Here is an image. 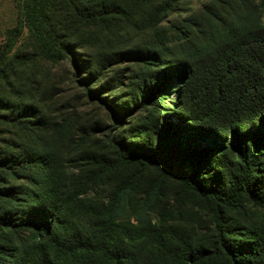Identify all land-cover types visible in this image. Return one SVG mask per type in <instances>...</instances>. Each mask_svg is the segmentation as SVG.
<instances>
[{
	"label": "trees",
	"instance_id": "1",
	"mask_svg": "<svg viewBox=\"0 0 264 264\" xmlns=\"http://www.w3.org/2000/svg\"><path fill=\"white\" fill-rule=\"evenodd\" d=\"M185 2L19 0L0 47V264H264V218L241 219L248 205L264 210V0H211L184 17ZM25 33L34 55L16 50ZM125 36L141 39L136 50L125 51ZM95 47L107 53L92 59L84 50ZM66 57L77 74L88 62L84 89L115 110L111 151L90 148L100 127L80 130L74 111L57 134L79 130L81 155L65 157L37 104L49 93L37 58ZM129 61L141 68L127 102L106 97L118 76L92 89ZM175 83V111L163 115ZM151 169L210 209L205 233L168 218L118 222L117 198ZM109 183L119 184L110 205L87 198Z\"/></svg>",
	"mask_w": 264,
	"mask_h": 264
},
{
	"label": "rangeland",
	"instance_id": "2",
	"mask_svg": "<svg viewBox=\"0 0 264 264\" xmlns=\"http://www.w3.org/2000/svg\"><path fill=\"white\" fill-rule=\"evenodd\" d=\"M209 1L211 0H186L183 6L185 10L183 16L198 13L201 10L200 5ZM19 7V0H0V47L6 45L9 33L18 23ZM174 18L175 16L172 17V19ZM113 40H116V38ZM124 40L121 45L123 47L124 45L127 46L126 52L136 50L141 41V39L136 38L133 42L128 36H125ZM170 47L176 49L177 44H172ZM18 49L29 54L34 53V49L29 45V38L26 33L19 39L16 50ZM84 51L92 59L97 58L98 53H107L100 47ZM37 60L38 72L45 77L44 84L49 90L47 98H38L37 104L41 108L43 116L52 123L54 133L60 139L57 143L60 152L68 158H77L81 155V149H78L81 148L82 133L79 130L74 129L69 133H65L64 136L57 134L58 130L62 131V126L74 111H76L74 121L80 130L81 127L89 126L92 123L100 127L101 132L93 137L90 148L93 151H111L108 140L115 133L113 118L115 110L107 106L108 102L101 100L102 103L100 104L99 101L93 100L88 91L84 89L81 81L82 77H86L84 73L90 71L88 70V62L86 64L80 63L84 65L83 70L77 74L71 57H66L58 64L47 63L41 58H37ZM140 68L137 63L132 61L114 66L97 77L96 84L91 87L94 90H99L112 77L118 76L122 81V87L116 93H113L111 87L106 86L109 89L108 91L112 92L110 96L106 97L122 99L121 103L127 102L128 98L124 97L132 91V87L129 85H131L133 77L139 72ZM91 72L94 73L93 70ZM178 86L179 84H173L167 92L168 96L164 99L162 105L163 115L169 113L168 109L172 112L175 111L173 104L177 101ZM106 92L105 90L102 91L103 97ZM128 123L129 120L124 123L123 127L126 128L129 125ZM2 139L4 138L1 137L0 140ZM89 149L86 147V150ZM142 184V188L135 194L122 193L119 198L116 196L118 183L102 184L93 187L87 198L94 201L96 205L104 207L110 205L117 198L118 222L130 227L157 226L167 218L169 219L168 225L186 227V224H189L190 227L201 234L211 227L210 209L203 206L202 200L198 196L185 193L178 183L168 180L157 170L151 169L145 173ZM249 218H251L250 220L264 218V210L250 205L246 206L241 214V219L249 220Z\"/></svg>",
	"mask_w": 264,
	"mask_h": 264
}]
</instances>
